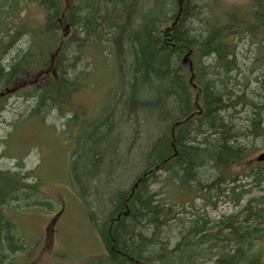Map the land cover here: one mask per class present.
<instances>
[{"label":"trees","instance_id":"16d2710c","mask_svg":"<svg viewBox=\"0 0 264 264\" xmlns=\"http://www.w3.org/2000/svg\"><path fill=\"white\" fill-rule=\"evenodd\" d=\"M249 2L247 14L231 6L208 14L191 36L196 10L207 6L202 0H0V59L12 53L10 62L0 61V106L12 96L21 99L10 113L11 129L45 125L52 113L60 119L71 114L61 132L70 139L75 131L71 175L90 204L106 255L94 264H264L256 246L262 235L260 199L250 198L238 218L218 222L199 214L185 221L169 201L174 192L178 200L199 198L215 206L226 197L238 206L252 191L237 183L239 176L253 188L264 183V162L242 167L241 175L230 171L252 150L238 140L264 139V80L261 93H246L239 84L223 94L207 77L208 66L201 67V60L211 59V72L224 87L220 76L238 71L237 47L230 40L240 30L264 40V0ZM260 52L264 57V47ZM105 53L116 91L101 111L104 117L81 138L91 124L84 120L90 109L74 98L89 88L91 77L77 67L83 57L90 68L100 57L102 67ZM241 113L245 125L238 128L232 119ZM7 139L8 133L3 157ZM130 142L131 152L125 149ZM133 166L140 168L128 179ZM21 168L0 170V264L34 257L8 212L50 211L47 198L41 199V180L28 182L31 171L22 174ZM158 183L161 188L152 191ZM172 224L176 235L170 234Z\"/></svg>","mask_w":264,"mask_h":264},{"label":"rangeland","instance_id":"374dc122","mask_svg":"<svg viewBox=\"0 0 264 264\" xmlns=\"http://www.w3.org/2000/svg\"><path fill=\"white\" fill-rule=\"evenodd\" d=\"M202 1L207 6L199 10V12H197L198 9L196 10L195 17L198 20H194L191 31L188 30L191 36L195 31L198 33L201 25L200 21L206 19L208 14L216 12L215 15H218L222 12V9L230 6L239 11L247 10L244 12V14H247L251 5V2H249L250 0ZM28 7V15L31 17L30 9L35 8V5L30 4ZM1 17H3V15H1ZM243 31L240 30L238 33L239 36L230 40L237 47L238 71H231L223 77L220 76V78H225L223 82H227L226 86L221 87L222 82L218 79L219 76L212 74L211 71L214 69V67H212L213 61L211 59L201 60V67L208 66V70H206L207 77L213 81L217 91H222V89L225 90L223 94H228L229 91L240 89L239 84L243 86L242 89H244V92L255 93L257 92L256 90H259V87L262 86V81L264 80V57L260 52V49L264 47V40L261 41L263 38H253L246 30L245 32ZM25 38L26 37L23 39ZM10 55H12L11 52L6 56L4 55L0 61L3 60L2 62L4 63L10 62ZM99 64H101L100 57L97 58V61H92L90 68L89 59L83 57L77 67L79 72H88L91 77L89 88L74 98L75 102L88 106L90 109V113H86L84 110L88 115L84 120L90 119L89 121H91V124H89L87 128H82L84 133L81 135V138H85L90 133H88V130H91V127L104 117L103 114L101 115V111L107 106L108 102L113 99L112 95L116 91L113 84L117 83V77L110 68V58L107 53L104 54V64L102 67H100ZM216 71L219 70L216 69L215 72ZM259 91L261 93L262 88H260ZM20 100V98L12 96L0 106V170L17 171L22 167V174L31 171L30 178L27 179V181L32 183L36 179L41 180L43 190L41 199L47 198L49 203L48 208L50 210H40V212L37 209L27 210L26 208H20L14 215L12 211L8 212L12 224L15 226L16 231L20 233V237L27 246L26 249L27 252L30 253L29 256H34L26 263L21 264H51L49 257L52 258L54 264H94L97 261L100 263L105 259V256L101 252L104 248H102L100 244L98 227L93 222L92 213L89 209L90 204L82 198V193H80L75 186L71 175V168L74 161H72V153L76 151V141L72 140L75 131H70V139H65L61 134V132L63 133L62 124L65 123L66 119L69 118L71 114H66L65 118L60 119L55 113H52L47 117L45 125L28 122L16 125L14 129H11L10 122L12 116L10 113L13 112L17 105L19 106ZM115 106V113L117 114L119 108L117 105ZM9 108L11 109L9 110ZM13 120H16L15 115H13ZM141 124L142 127L138 130L137 143L139 142V138L143 136V126H145V124L144 122ZM232 124L236 125L238 128L244 127L245 114H238L236 118L232 119ZM7 133L8 143L4 150L7 157H3L1 156L4 149V145L2 144L3 141H5L4 139H6ZM238 142L246 148H252L248 158L245 159L240 166H235L233 169H230L232 173L241 175L243 173L242 167L251 166L254 160L261 153H264V139L248 140L244 138L238 140ZM132 143L130 142L125 148L129 152H131ZM134 147H136V145ZM78 153L79 150L76 154L78 155ZM130 156L134 157V154L131 153ZM127 160L132 162V157L130 158L128 156ZM139 166L137 169L140 168ZM137 169L133 166L131 174L128 173L129 175L126 177L129 179L130 175L137 172ZM204 170L205 169H201L199 171L198 177L201 178V180L206 178L203 175ZM117 172L119 173L120 170L118 169ZM239 179L241 180L237 183L245 185L244 189L252 188V191L244 194L238 206H235L226 197H220L215 200V206H206L199 198L192 199V197H186L185 199L179 198L178 200L174 192H172L173 195H171L169 201L171 204L175 205L174 213L176 212L177 217L186 219L185 221L199 214L205 215V217L212 222H218L227 217L230 218L233 216L234 218H238L250 198L260 199L262 202L260 205L262 209L260 214L262 217L259 220L258 229L261 230L262 235L256 246L261 249L263 255L262 260L264 261V183L261 184L259 188H253L250 179L244 176H239ZM130 182L131 179L128 184H130ZM111 186L109 185L110 188ZM125 186L127 187V185ZM229 186L230 184L227 182L226 186L222 187L228 188ZM160 188L161 183H158L150 189L156 191ZM178 202L180 204L183 202L186 204L181 207L177 205ZM40 203L42 204V202ZM9 205L10 208H14L15 206L13 202H10ZM169 227L168 228L171 229L170 234H174V225L172 224ZM38 234L41 240H43L40 243L35 242L40 239ZM225 234L226 231H223L221 235L223 236ZM170 247H172V244ZM211 263L212 262H207L205 260H199L197 262V264Z\"/></svg>","mask_w":264,"mask_h":264},{"label":"water","instance_id":"95a60500","mask_svg":"<svg viewBox=\"0 0 264 264\" xmlns=\"http://www.w3.org/2000/svg\"><path fill=\"white\" fill-rule=\"evenodd\" d=\"M256 160L259 162L264 161V153L259 155V157Z\"/></svg>","mask_w":264,"mask_h":264},{"label":"bare ground","instance_id":"6f19581e","mask_svg":"<svg viewBox=\"0 0 264 264\" xmlns=\"http://www.w3.org/2000/svg\"><path fill=\"white\" fill-rule=\"evenodd\" d=\"M238 65V64H237ZM201 203V202H200Z\"/></svg>","mask_w":264,"mask_h":264}]
</instances>
